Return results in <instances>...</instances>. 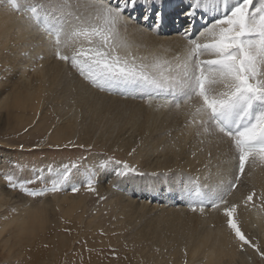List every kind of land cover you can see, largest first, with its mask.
Returning a JSON list of instances; mask_svg holds the SVG:
<instances>
[{
  "label": "snow or ice",
  "instance_id": "obj_1",
  "mask_svg": "<svg viewBox=\"0 0 264 264\" xmlns=\"http://www.w3.org/2000/svg\"><path fill=\"white\" fill-rule=\"evenodd\" d=\"M7 3L13 11L28 14L27 18L48 36L56 59L89 87L138 98L153 111L183 110L185 127L200 138L201 145L229 144L231 158L227 163L232 166L227 179L218 183L193 180L174 169L152 175L162 176L163 183L174 187L192 212L198 210L203 215L208 208L222 211L236 249H251L264 262V244L243 230L238 214L241 205L264 213V190H249L244 179L246 164L254 165L257 159L264 164V0H188L177 15V22L183 20V26L176 29L183 52L171 60L157 50L138 54L139 48L148 46L131 39L145 31L160 34L163 14L153 12L155 0ZM138 9L143 11L137 13ZM69 146L84 148L72 141L65 145ZM135 152L133 148L129 156ZM80 167L74 161L59 168L48 166L47 173L56 177L50 184L45 175L24 180L7 173L5 187L33 198L67 188L72 193L81 188L97 193L100 174L117 180L145 175L126 160L106 157L85 167L82 178L74 182L73 174ZM216 175L225 173L218 171ZM211 176L209 172L205 179ZM36 184L40 187L33 186ZM113 187L118 185L113 182ZM245 191L247 195H243ZM234 192L241 193L242 199L230 201L228 197Z\"/></svg>",
  "mask_w": 264,
  "mask_h": 264
},
{
  "label": "rangeland",
  "instance_id": "obj_2",
  "mask_svg": "<svg viewBox=\"0 0 264 264\" xmlns=\"http://www.w3.org/2000/svg\"><path fill=\"white\" fill-rule=\"evenodd\" d=\"M0 4L1 7L9 6L7 0H0ZM42 42H40L41 44L37 42L38 45H43L41 46L42 49L48 47V49L53 50L49 46L48 40ZM21 51H18L17 55L24 57L22 55L25 51ZM1 56L0 97L6 95L8 88L17 78L6 75L3 69L6 68L8 59ZM65 67L67 66L65 65ZM137 99L126 97V100L142 102V100ZM10 103L9 99L0 103V202L3 204V209L0 211V264H208L203 253L195 255L194 258L189 257V249L193 246L191 244L195 243L200 236L204 233H212L211 230L214 231L217 228L219 224L218 219L215 218L218 214L216 211L205 212L203 215L191 211L172 212L170 215L168 212H157L154 209L151 210L153 212L147 211L146 207L143 210L135 209L134 211L133 206L128 208L126 205L118 204L121 202L118 200L117 203V198L125 199L128 192L133 191L138 185L129 186L131 189H128L125 184L118 185L116 183L118 187H113V183H111L110 188L106 189L105 186H101L104 183L107 185L104 181L98 183L97 187L101 188H97V193L87 192L83 188L77 193H72L70 188H67L56 193L49 192L42 197L33 198L8 190L5 187L6 181L4 179V175L7 173H12L18 179L24 180L32 179L36 174L45 175L46 182L50 184L51 180L56 177L47 173L48 166L59 168L73 161L81 164L79 170L73 174L74 182H79L82 178L85 167L91 166L96 160H102L106 157L126 160L130 164L136 165L140 172L145 173L147 168L150 171L155 170L146 166L148 164L146 156H152L150 154L144 155L143 152L146 148V140H148L143 142V139L147 136L141 137L135 130L129 131L127 136L122 135L115 139L116 130L110 136H113L112 138L108 135H93L92 139L89 136L82 139V136L78 139L75 137L69 141L75 145L83 144L84 148L65 147L69 141L56 142L51 138V134L54 124L66 118L67 115L62 113V117L60 116L58 119L54 115V111L45 110V114L41 112L39 115H31L34 116L32 118L28 115L30 114L28 111L24 113L10 111ZM20 114L22 115L20 116ZM29 118L33 119L34 122L30 121ZM45 119L46 121H44ZM170 123L168 121L163 130L159 131L164 139H172L176 128L181 126L180 123L178 126L171 123L170 126ZM117 141L118 143H114ZM21 145H23V149H21ZM89 146H91V151L88 150ZM158 146L157 153H164L165 149L162 148V144ZM133 148L136 149V153L129 156ZM85 157L87 159H83ZM248 165H246V171H248ZM231 166L229 165L228 169ZM154 172L158 173L156 170ZM246 178L247 175L244 177L245 181ZM119 180L115 179L116 182ZM99 184L101 185L99 186ZM33 186L40 187L39 184ZM247 187L249 190L252 189V185H247ZM243 195H247V191ZM100 196L106 198L100 200ZM63 197L74 198V200L79 201V206L72 209L69 207L68 201H63ZM233 197L241 198L242 196L241 193L235 192ZM231 201L235 202L233 198ZM180 204L176 203L175 205ZM27 209L33 210L32 216L31 212H26ZM156 215H160V217L157 218ZM143 216L145 217L143 218ZM216 217L218 218V216ZM150 220L153 223L152 221L149 222ZM157 221L161 222L163 226ZM182 221H185L187 226L182 225V227ZM176 223L181 224L176 225ZM186 230L189 233H185ZM249 252L254 255L251 249ZM251 258L250 264H264L256 255L251 256ZM221 260L220 263L225 262V258Z\"/></svg>",
  "mask_w": 264,
  "mask_h": 264
},
{
  "label": "bare ground",
  "instance_id": "obj_3",
  "mask_svg": "<svg viewBox=\"0 0 264 264\" xmlns=\"http://www.w3.org/2000/svg\"><path fill=\"white\" fill-rule=\"evenodd\" d=\"M173 2V0L155 1L153 12H161ZM186 2L188 3V0H186ZM142 11L143 9H138L137 13ZM27 17L28 14L25 15L24 12L13 11L7 5L3 7L0 6V55L8 59L6 68L10 71L6 72V75L17 77L16 81L8 88L6 95L0 97V103L9 99L11 102L9 106V108H11L9 110L13 111V113H24L28 111L30 113L28 115L31 116L36 114L39 115L41 112L44 113L45 110H52L58 119L60 116L62 117V113H64L63 115H67L66 118L61 119L60 122L53 126L54 129L51 138L56 142L62 141L64 143L73 138L75 139V137L78 139L81 136V139L87 136L92 139L93 135H108L110 137L116 130L115 133L117 135H115V139L122 135L127 136L129 131L135 130L139 136H147L143 139V142L148 139L146 140V148L143 152L144 155L150 154L152 156H146L148 163L146 166L155 169L158 173H162V170L163 172H167L168 169H174L177 172L182 171L187 176L192 177L193 180L199 179L200 182L210 184L218 183L221 179H227V169L228 166L231 165L227 163L231 158L229 144L227 142L218 146L215 144L208 145L207 143L201 145L200 138L195 137L190 130L185 127L186 118L183 114V110L177 112L175 108H173L171 111L163 109L160 111H153L145 105L144 101L126 100V97H119L118 95L101 92L95 88L89 87L73 72V70L69 67H65L64 62L56 59L53 50L48 49V47L47 49L45 47L42 49L41 46L43 45H38L40 42L47 41L49 38ZM153 19L154 15L150 18L149 23H151ZM169 21L170 16L162 17L159 35L145 31L142 34H135L131 37L137 44L148 46L147 49L143 47L139 48L138 54L143 55L146 51L157 50L162 57L170 60L178 54H182L183 42L177 37L175 29L171 31L172 24L176 27L175 21ZM129 31L131 32V29ZM161 45H163V48H160ZM3 49H5L4 54ZM21 50L25 51L22 55L24 57L17 55L18 51L22 52ZM133 50L137 51L135 48ZM153 107H155V105ZM21 115L22 114H20V116ZM32 118H34V116ZM31 120L33 121V119H30V121ZM44 121H46V119ZM168 121L176 126H178L179 123L181 125L179 128H176V132L172 139H164V136L161 137L159 132L163 130ZM114 143H118V141ZM161 144L165 151L164 153H157V145L160 146ZM124 145L126 144L124 143ZM201 147H203V151H200ZM209 151H211V159H209ZM248 166V171H246L247 185H252V188L254 187L257 192L264 190V164H261L259 159H257L254 165L249 162ZM154 171H150L147 168L143 176L131 175L117 182L115 181L116 178L113 176L102 174L99 177V182L102 183L104 181L107 185L104 183V185L99 184V186H105L106 189H109L111 183L115 182L118 185L125 184L128 186V189H131L129 186L134 187L133 185H138L134 188V192L131 191L128 192V194L126 193L125 199L122 197L117 198V203L118 200L121 202L118 204H122V206L126 205L128 208L129 206H133L134 211L135 209H138V211L140 209L143 210L144 207H146L147 211L154 209L157 212H168L170 215H172V212L183 213L191 211L186 205L173 204L174 198H177V200L174 199L175 202H177L182 197H180L174 187H170L168 184L163 183L164 178L162 176H153L152 174L155 173ZM218 171L225 173V175H216ZM209 172L212 173V176L210 179L206 180L205 177L208 176ZM231 198L235 201H239L242 197L234 198L233 195L228 197L230 201ZM63 201H68L69 207H72V209L79 206V201L74 200V198L70 199L69 197H63ZM149 201L153 202L150 203ZM2 207L3 204L0 202V211L3 209ZM32 211L33 210L27 209L26 212H31L32 216ZM212 211L214 210L208 208L205 212L208 213ZM196 212L200 213L198 210ZM238 214L240 215V219L244 222L243 230H245L246 233L257 236L261 240V243L264 244V213H259L256 209H246L241 205L238 209ZM216 216H218V218ZM216 216L215 218L218 219L219 224L217 228H215L216 230L214 229L213 231L212 229V233H204L195 243L193 242V244H191L193 246L189 249V257L194 258L195 255L203 253L208 264H250L252 258L249 257H253L255 254L253 255L249 250L247 252H239L227 231L222 211ZM144 217L145 216H143V218ZM158 217H160V215H158L157 218ZM23 218L24 217H22V219ZM25 219L27 220V218ZM176 219L178 220L177 217ZM151 221L152 220L149 222ZM165 223L167 224V222ZM177 224L180 225L181 223H176V225ZM182 225L185 227L187 223L184 221L181 226ZM186 231L185 233H189L188 230ZM222 258L223 260L225 258V262L220 263Z\"/></svg>",
  "mask_w": 264,
  "mask_h": 264
}]
</instances>
